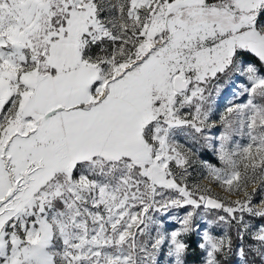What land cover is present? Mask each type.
<instances>
[{
    "label": "snow or ice",
    "instance_id": "1",
    "mask_svg": "<svg viewBox=\"0 0 264 264\" xmlns=\"http://www.w3.org/2000/svg\"><path fill=\"white\" fill-rule=\"evenodd\" d=\"M193 235L264 264V0H0V264H188Z\"/></svg>",
    "mask_w": 264,
    "mask_h": 264
},
{
    "label": "trees",
    "instance_id": "2",
    "mask_svg": "<svg viewBox=\"0 0 264 264\" xmlns=\"http://www.w3.org/2000/svg\"><path fill=\"white\" fill-rule=\"evenodd\" d=\"M203 157L205 158H211V155L209 153V151H206L203 153ZM171 222H169L170 224ZM199 237L197 235H193L190 240H189V243H190V250H189V255L187 257V262L188 264H198L199 263V259L202 255L199 247H198V244H199ZM234 262H236V258L233 257V258H230L226 264H235Z\"/></svg>",
    "mask_w": 264,
    "mask_h": 264
},
{
    "label": "rangeland",
    "instance_id": "3",
    "mask_svg": "<svg viewBox=\"0 0 264 264\" xmlns=\"http://www.w3.org/2000/svg\"><path fill=\"white\" fill-rule=\"evenodd\" d=\"M235 91L234 87L230 86V85H225L224 86V90L222 91L220 97H219V102H218V109H217V112H222L223 109H224V106L228 103L229 100H231L233 97L231 95V93ZM218 119V116L216 117ZM219 131L220 129L217 128L215 130V134L218 135L219 134ZM210 155H211V158H205L203 157L204 159H208L210 160L211 162L215 163L216 160H215V157H214V154L212 153L211 150H208ZM196 175V174H194ZM175 225L171 222L169 224V227H174ZM236 264V262H234ZM193 264V263H192ZM199 264V263H198Z\"/></svg>",
    "mask_w": 264,
    "mask_h": 264
}]
</instances>
